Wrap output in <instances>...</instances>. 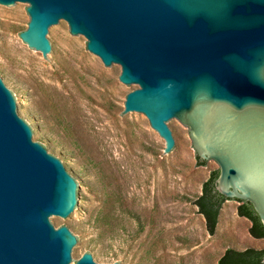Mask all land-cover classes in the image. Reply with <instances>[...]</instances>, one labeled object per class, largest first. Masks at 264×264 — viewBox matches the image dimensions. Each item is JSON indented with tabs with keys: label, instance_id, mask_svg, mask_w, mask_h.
<instances>
[{
	"label": "water",
	"instance_id": "1",
	"mask_svg": "<svg viewBox=\"0 0 264 264\" xmlns=\"http://www.w3.org/2000/svg\"><path fill=\"white\" fill-rule=\"evenodd\" d=\"M27 11L21 34L52 64L68 24L120 81L138 88L124 112L147 117L183 151L185 126L198 158L217 165V191L249 202L264 226V0H0ZM0 44L10 43L2 33ZM212 160V161H210ZM217 163H215V162ZM238 200V201H237ZM75 171L51 136L22 107L0 75V264H106L80 260L79 229L57 222L94 216Z\"/></svg>",
	"mask_w": 264,
	"mask_h": 264
},
{
	"label": "rangeland",
	"instance_id": "2",
	"mask_svg": "<svg viewBox=\"0 0 264 264\" xmlns=\"http://www.w3.org/2000/svg\"><path fill=\"white\" fill-rule=\"evenodd\" d=\"M29 6L17 11L0 4L9 28L0 44V75L22 107L45 129L73 167L81 190L94 200L59 228L79 229L87 253L106 264H217L226 249H264L240 217L241 203L227 200L211 235L195 202L218 170L201 165L189 130L175 123L183 151L166 152L167 142L147 117L124 112L127 95L138 89L120 81L91 54L85 37L66 24L55 31L62 45L53 64L21 34Z\"/></svg>",
	"mask_w": 264,
	"mask_h": 264
},
{
	"label": "trees",
	"instance_id": "3",
	"mask_svg": "<svg viewBox=\"0 0 264 264\" xmlns=\"http://www.w3.org/2000/svg\"><path fill=\"white\" fill-rule=\"evenodd\" d=\"M200 162V161H199ZM201 165L205 164L200 162ZM218 172H214L204 183L202 193L198 196L195 205L199 213L205 218L206 226L211 235H214L220 221L221 209L227 199L216 190ZM238 201V200H237ZM238 214L250 221V234L256 239H264V226L249 202L238 201ZM217 264H264V249L248 248L240 251L234 248L226 249Z\"/></svg>",
	"mask_w": 264,
	"mask_h": 264
},
{
	"label": "flooded vegetation",
	"instance_id": "4",
	"mask_svg": "<svg viewBox=\"0 0 264 264\" xmlns=\"http://www.w3.org/2000/svg\"><path fill=\"white\" fill-rule=\"evenodd\" d=\"M249 113H252V115L253 116H255V119H257V118H259V119H261L262 121H264V112H258V111H250ZM198 158V157H197ZM198 160L200 161V162H203V163H206V162H209V161H207V160H203V159H200V158H198ZM210 161H212V160H210ZM215 162V161H214ZM216 163V162H215ZM217 164V163H216ZM218 165V164H217ZM216 172H218V174H220V168H219V166H218V170L216 171ZM217 190V189H216ZM253 206V205H252Z\"/></svg>",
	"mask_w": 264,
	"mask_h": 264
}]
</instances>
